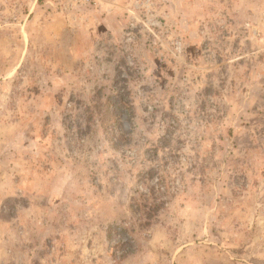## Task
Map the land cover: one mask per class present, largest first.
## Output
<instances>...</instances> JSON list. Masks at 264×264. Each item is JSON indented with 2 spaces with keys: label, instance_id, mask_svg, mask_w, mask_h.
I'll return each instance as SVG.
<instances>
[{
  "label": "rangeland",
  "instance_id": "374dc122",
  "mask_svg": "<svg viewBox=\"0 0 264 264\" xmlns=\"http://www.w3.org/2000/svg\"><path fill=\"white\" fill-rule=\"evenodd\" d=\"M0 264H264V0H0Z\"/></svg>",
  "mask_w": 264,
  "mask_h": 264
},
{
  "label": "trees",
  "instance_id": "16d2710c",
  "mask_svg": "<svg viewBox=\"0 0 264 264\" xmlns=\"http://www.w3.org/2000/svg\"><path fill=\"white\" fill-rule=\"evenodd\" d=\"M121 108H122V104L119 102L117 105H116V109H119V110H121ZM107 116V115H106ZM111 117H112V115H111ZM107 118V117H106ZM103 124H104V122H103ZM153 195H155V192L154 191H152V192H150V196H153ZM143 196V195H142ZM150 198L151 197H147V199L145 198L144 199V201H149L150 200ZM155 208H157V207H155ZM155 208H153V207H149V205H145V207H144V209H145V211H144V213H145V215H144V219L146 220L145 221V225L144 224H141V227H143L144 228V226H149L150 225V222L149 221H151V219H152V217H153V214L154 213H152V212H155L156 211V209ZM155 210V211H154Z\"/></svg>",
  "mask_w": 264,
  "mask_h": 264
}]
</instances>
